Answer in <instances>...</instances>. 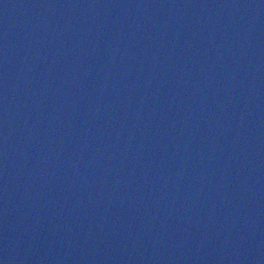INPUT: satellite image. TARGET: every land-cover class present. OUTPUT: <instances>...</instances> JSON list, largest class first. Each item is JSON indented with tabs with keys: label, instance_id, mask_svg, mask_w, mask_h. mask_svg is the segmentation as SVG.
Masks as SVG:
<instances>
[{
	"label": "water",
	"instance_id": "1",
	"mask_svg": "<svg viewBox=\"0 0 264 264\" xmlns=\"http://www.w3.org/2000/svg\"><path fill=\"white\" fill-rule=\"evenodd\" d=\"M0 264H264V0H0Z\"/></svg>",
	"mask_w": 264,
	"mask_h": 264
}]
</instances>
